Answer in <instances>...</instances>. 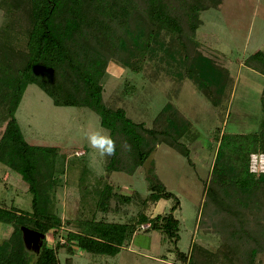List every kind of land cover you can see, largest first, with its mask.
<instances>
[{
	"label": "trees",
	"instance_id": "obj_1",
	"mask_svg": "<svg viewBox=\"0 0 264 264\" xmlns=\"http://www.w3.org/2000/svg\"><path fill=\"white\" fill-rule=\"evenodd\" d=\"M221 0H0V163L18 173L32 195L31 208L21 211L0 201V223L11 231L0 239V264H57L60 246L100 254H116L129 232L148 224L179 241V220L173 212L179 200L156 178L148 195L129 221L96 219L107 213L111 198L129 203L131 195L113 191L101 178L80 197L78 231L60 236L62 219L56 206L58 148L30 144L15 118L28 84H36L57 106L87 107L116 143L105 169L128 174L159 144L181 155L189 150L181 138L191 122L167 102L146 126L129 118L124 108L107 105L102 78L111 60L138 72L146 60L173 81L188 78L215 106L229 78L228 69L198 48L200 12L217 8ZM244 65L264 75V52L248 55ZM231 135H221L210 175L203 189L200 215L206 231L220 234L216 249L193 243L184 253L174 248L183 264H259L264 254V172L248 170L249 155L264 152V122L254 134V148L228 150ZM226 148V149H225ZM95 196V198H94ZM91 198L85 205V199ZM174 197L169 211L148 216L147 201ZM20 226L45 236L39 253L25 248ZM51 235L54 246L48 245ZM62 237V238H61Z\"/></svg>",
	"mask_w": 264,
	"mask_h": 264
},
{
	"label": "rangeland",
	"instance_id": "obj_2",
	"mask_svg": "<svg viewBox=\"0 0 264 264\" xmlns=\"http://www.w3.org/2000/svg\"><path fill=\"white\" fill-rule=\"evenodd\" d=\"M200 18L202 24L196 30L199 50L225 66L230 74L218 106L188 78L173 81L157 71L153 60H146L138 72L111 60L101 80L105 103L124 108L129 118L146 126L151 125L165 103H173L191 122L189 131L181 138L189 150L187 157L159 144L148 172L143 166L131 174L108 172L105 157L91 149L86 140V134L93 130L108 134L98 115L87 107L54 105L36 84L26 86L15 118L30 144L58 148L55 199L62 219L60 236L79 230L80 197L83 191L92 189L95 179L101 178L113 191L132 196L129 203L111 198L110 210L107 213L96 210V219L129 221L141 207V199L148 195L150 179L154 177L179 200L173 212L179 220L176 244L162 231L142 224L128 233L116 254L60 246L57 264H183L175 247L187 254L193 243L210 250L219 245L220 234L206 231L204 217L200 223L203 189L221 135H231L228 150L236 148L243 153L254 148V134L264 122V75L243 63L255 51L264 52V0H221L217 8L201 11ZM1 19L0 13V23ZM31 199L21 176L0 163V201L27 211ZM173 200L174 197L147 201L144 212L148 216L164 214ZM90 201L87 197L85 205ZM10 231V225L0 223V239ZM46 239L48 245L54 246L51 235ZM258 259L259 264H264V254Z\"/></svg>",
	"mask_w": 264,
	"mask_h": 264
},
{
	"label": "clouds",
	"instance_id": "obj_3",
	"mask_svg": "<svg viewBox=\"0 0 264 264\" xmlns=\"http://www.w3.org/2000/svg\"><path fill=\"white\" fill-rule=\"evenodd\" d=\"M86 140L91 149L101 157H111L115 155L116 143L109 134L100 130H93L86 134Z\"/></svg>",
	"mask_w": 264,
	"mask_h": 264
},
{
	"label": "water",
	"instance_id": "obj_4",
	"mask_svg": "<svg viewBox=\"0 0 264 264\" xmlns=\"http://www.w3.org/2000/svg\"><path fill=\"white\" fill-rule=\"evenodd\" d=\"M154 153H155V149L151 150V152L143 161L142 166L145 172H148L149 168L151 167V160L154 156ZM20 229L22 232V241L25 248L38 254L42 244V240L45 235L37 230H33L26 226H20Z\"/></svg>",
	"mask_w": 264,
	"mask_h": 264
},
{
	"label": "built area",
	"instance_id": "obj_5",
	"mask_svg": "<svg viewBox=\"0 0 264 264\" xmlns=\"http://www.w3.org/2000/svg\"><path fill=\"white\" fill-rule=\"evenodd\" d=\"M248 170L255 176L264 172V152H252L249 155Z\"/></svg>",
	"mask_w": 264,
	"mask_h": 264
}]
</instances>
